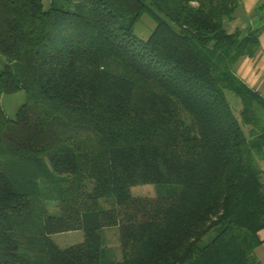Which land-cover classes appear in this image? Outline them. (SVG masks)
Returning <instances> with one entry per match:
<instances>
[{
	"label": "trees",
	"instance_id": "trees-1",
	"mask_svg": "<svg viewBox=\"0 0 264 264\" xmlns=\"http://www.w3.org/2000/svg\"><path fill=\"white\" fill-rule=\"evenodd\" d=\"M241 5L0 0V99L26 96L13 118L0 106V264H258L264 98L235 69L260 29H231Z\"/></svg>",
	"mask_w": 264,
	"mask_h": 264
},
{
	"label": "rangeland",
	"instance_id": "rangeland-1",
	"mask_svg": "<svg viewBox=\"0 0 264 264\" xmlns=\"http://www.w3.org/2000/svg\"><path fill=\"white\" fill-rule=\"evenodd\" d=\"M48 0H44V4L47 5ZM150 20V19H149ZM148 19L144 16L139 23L135 26V34L142 38L146 39L150 32H147V24ZM4 59L0 57V69L4 66ZM226 96L229 102L232 105V109L234 113H236V108L240 107V101L237 97H235L232 93L227 92ZM26 101V96L23 91L17 92L15 94H3L0 99V106L3 113L9 117L13 118L18 111V109L23 105ZM238 106V107H237ZM264 168V165H263ZM156 192L155 185H139L131 188V194L133 196H143V197H154ZM56 203L53 201H49L46 203V208L49 214L56 215L57 210L55 208ZM103 202L101 203V206ZM103 207H108L107 205H103ZM102 207V208H103ZM103 245L105 248V261L106 262H115L121 260V252H120V243H119V231L116 228H108L103 229ZM54 243L64 249L76 244H80L83 242L84 234L83 231L62 233L58 235L52 236Z\"/></svg>",
	"mask_w": 264,
	"mask_h": 264
},
{
	"label": "crops",
	"instance_id": "crops-1",
	"mask_svg": "<svg viewBox=\"0 0 264 264\" xmlns=\"http://www.w3.org/2000/svg\"><path fill=\"white\" fill-rule=\"evenodd\" d=\"M241 9L231 24V29L238 28L242 32L260 29L258 41L260 50L254 58L243 59L236 67L237 77L250 89L258 92L264 98V0H241ZM148 19L147 32L154 29V24ZM262 244L254 251L258 264H264V230L259 234Z\"/></svg>",
	"mask_w": 264,
	"mask_h": 264
}]
</instances>
